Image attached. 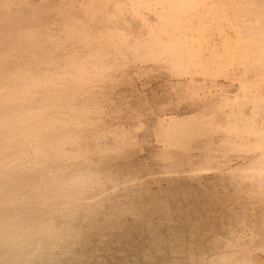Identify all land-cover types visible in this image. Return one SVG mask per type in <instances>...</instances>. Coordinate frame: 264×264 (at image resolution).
<instances>
[{"label": "bare ground", "instance_id": "obj_1", "mask_svg": "<svg viewBox=\"0 0 264 264\" xmlns=\"http://www.w3.org/2000/svg\"><path fill=\"white\" fill-rule=\"evenodd\" d=\"M0 264H264V0H0Z\"/></svg>", "mask_w": 264, "mask_h": 264}, {"label": "rangeland", "instance_id": "obj_2", "mask_svg": "<svg viewBox=\"0 0 264 264\" xmlns=\"http://www.w3.org/2000/svg\"><path fill=\"white\" fill-rule=\"evenodd\" d=\"M165 72H166V70L164 68L158 67L157 68V71L152 72L151 75L148 76L149 78H152L153 82H152V85H150V86H148V87L145 88V91L148 93V97L150 99L149 105H147L146 108H144V110H147V111H144L145 112V117L144 118L142 117V119L140 121H138L137 119H133L130 122V124H131L132 128L134 129L135 133L138 134L136 137L141 140L140 143H141V146H143L142 149L144 148V150H142L140 152V156H142V158L145 157L147 159L146 160L147 163L150 164V165L152 164L153 157H151L149 155V153H148V151H149L148 148L150 147V145H148L144 141V139L145 140L150 139L148 133L146 132V127H149L150 124L152 123V121L155 120V116H154L155 114H157V113L163 114L164 112H167V111L169 112V111L173 110L175 108V106H177V104H178V102H176V101H179V97H177L178 94L175 96L173 94V90L172 89H168L169 91L167 90L168 92H166V89L163 90L162 87H160V88L157 87L158 89L156 88V84L155 83L157 81L155 80V78H156L155 76H160V75H162ZM154 87L156 88L155 91L153 90ZM123 88H126V87L124 86ZM186 95H188V94H185L184 96H182L183 97V102L181 101L182 104H186V101H189L190 100L188 97H185ZM149 108H151L152 110H150ZM141 110H142V108H141ZM140 123L142 125H144V127H141L140 126ZM152 144H153V142H152ZM152 144H151V147L152 148H157L158 147L157 144H155V143L153 145ZM130 149H131V151L133 153L134 152V149H132V148H130ZM236 152L237 151H232L233 155L236 154ZM117 161L118 160H113V162H117ZM154 167H156V166H154ZM154 167L152 165V168H154ZM148 182L150 183V185L153 188H156V183H154L153 180L148 179ZM164 184H166V183H164ZM192 184H194V183H192ZM238 197H239V201L240 200H244V199H241L242 197H240V195H238ZM258 199H260V198H258ZM258 199H255L253 201V199H248V197L246 196V200L248 202L253 201L254 204L256 203V201ZM237 200L238 199H236V201ZM260 202H262V201L260 200ZM254 204H253V206H254ZM253 206H246V207H249V208L252 207L251 209H254L255 206L254 207ZM251 212H253V214H252L253 216L252 217L256 218L255 211L253 210ZM253 255L254 256H257L258 253L257 252H253Z\"/></svg>", "mask_w": 264, "mask_h": 264}]
</instances>
